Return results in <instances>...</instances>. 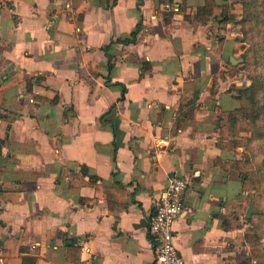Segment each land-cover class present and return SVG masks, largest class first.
<instances>
[{
    "label": "crops",
    "instance_id": "crops-1",
    "mask_svg": "<svg viewBox=\"0 0 264 264\" xmlns=\"http://www.w3.org/2000/svg\"><path fill=\"white\" fill-rule=\"evenodd\" d=\"M111 1L0 0V233L23 246L0 264H156L149 220L182 173L173 241L185 263L245 260L239 180L217 143L222 112L241 104L230 87L249 84L225 59L238 36L226 26L219 41L214 20L187 18L204 0ZM83 166V181L119 186L96 194L61 173Z\"/></svg>",
    "mask_w": 264,
    "mask_h": 264
},
{
    "label": "trees",
    "instance_id": "trees-1",
    "mask_svg": "<svg viewBox=\"0 0 264 264\" xmlns=\"http://www.w3.org/2000/svg\"><path fill=\"white\" fill-rule=\"evenodd\" d=\"M115 0H112L113 4ZM179 9V8H178ZM187 18L193 21L205 24L209 20H214L219 25H226L233 23L240 25L243 36L241 42L236 43L233 49V54L241 53L240 56L244 62L249 63V78L248 85L229 90L234 98L241 101L240 106L233 110L227 111V121L229 127L234 128L239 122L246 124V130L249 135L246 140L248 142L257 140L260 150L262 149L263 158L257 165V175L261 184H263L264 192V0H223V2H216L213 0H205L202 4L198 5ZM136 36V30L133 31L131 38L115 39L116 41L129 42L133 41ZM245 43L249 44V48L245 47ZM112 84H120L122 86V95L120 99L124 98L125 87L119 82ZM3 86H0V91ZM234 91V92H233ZM192 101L185 104L186 109L191 112L194 109V98ZM3 113L0 111V118ZM4 140L0 138V157ZM62 175L71 180L72 186H81L82 184L93 185L96 194L100 189H114L116 186L110 188L98 184V177L96 175H88L87 181L82 180V176L87 174L86 166H83L79 172L74 170H63ZM244 179V176L242 177ZM97 196V195H96ZM109 209H113L114 199L107 197ZM87 204H93V199H87ZM123 204V203H122ZM264 214V209H262ZM67 248L73 247V240L66 239ZM264 251V244H259ZM23 251L20 237H2L0 233V253L2 255H15ZM26 260V258H25ZM226 264H252V258H246L240 262L226 263ZM263 264V263H259Z\"/></svg>",
    "mask_w": 264,
    "mask_h": 264
},
{
    "label": "rangeland",
    "instance_id": "rangeland-1",
    "mask_svg": "<svg viewBox=\"0 0 264 264\" xmlns=\"http://www.w3.org/2000/svg\"><path fill=\"white\" fill-rule=\"evenodd\" d=\"M213 1L223 2V0ZM226 26H229L228 29L231 32L234 31L238 36L235 44L240 43V39L243 36L240 25H235L233 23L219 25L215 22L214 25L209 28H214L218 31L217 34L214 32V35L219 41H222L225 37L220 31L221 29L226 28ZM244 45L246 48H249L248 43H245ZM240 54L241 53H238L236 55H238L237 57L242 58ZM248 62H251L250 58ZM249 63L244 62L242 58L240 62L232 67L229 74L234 76L241 73L244 80L250 82ZM230 89L233 90L236 88H233L232 86ZM222 114L225 115L226 113L222 112ZM248 135L249 131L246 130V124L244 122L238 123L235 132L234 128L225 124V126L217 133V143H219V146L226 148L231 154L232 158H230L227 165L231 169V175L233 178L239 180L238 195L234 197L233 201V207L235 209L234 214L237 215V224L235 225L240 229L239 242L237 244L238 255L240 258H252V264H264V251L259 246V244H264V214L262 213V209H264V192L263 184H261L257 175V165L262 160L263 154L262 149L260 150L259 148L257 140L251 142L246 140ZM243 176L244 179L242 178ZM230 183L234 185V188L237 187L236 181H230ZM249 205L253 206L254 211L249 218H245L244 215L249 208Z\"/></svg>",
    "mask_w": 264,
    "mask_h": 264
},
{
    "label": "built area",
    "instance_id": "built-area-1",
    "mask_svg": "<svg viewBox=\"0 0 264 264\" xmlns=\"http://www.w3.org/2000/svg\"><path fill=\"white\" fill-rule=\"evenodd\" d=\"M166 9H178L177 4L164 5ZM191 184V176L186 173L172 175L158 197L154 213L149 220V234L154 245L156 264H186L173 241V223L184 207V195ZM79 264H98L95 254Z\"/></svg>",
    "mask_w": 264,
    "mask_h": 264
},
{
    "label": "water",
    "instance_id": "water-1",
    "mask_svg": "<svg viewBox=\"0 0 264 264\" xmlns=\"http://www.w3.org/2000/svg\"><path fill=\"white\" fill-rule=\"evenodd\" d=\"M225 59L226 60H230L231 63H233V64H237L238 62H240L242 60V58H240V57L236 58V57H233V56H225ZM253 211H254L253 206L249 205V208L247 209L244 217L245 218H249Z\"/></svg>",
    "mask_w": 264,
    "mask_h": 264
}]
</instances>
